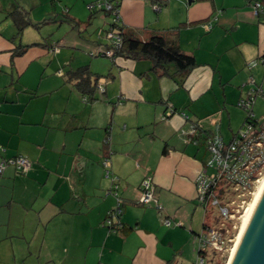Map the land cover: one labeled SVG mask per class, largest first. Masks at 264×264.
<instances>
[{
	"label": "crops",
	"instance_id": "obj_1",
	"mask_svg": "<svg viewBox=\"0 0 264 264\" xmlns=\"http://www.w3.org/2000/svg\"><path fill=\"white\" fill-rule=\"evenodd\" d=\"M98 1L0 0V163L17 155L31 161L28 172L9 165L0 173V264L182 263L196 239L186 225L199 233L195 179L208 155L205 137L216 122L224 139L238 130L244 116L237 124L234 107L249 76L262 70L247 65L264 55V17L254 14L253 0H118L126 31L142 40L167 36L194 55L183 82L147 57L102 58L113 15L92 7ZM16 9L49 26L19 32L10 15ZM96 24L99 36L85 41L92 58L80 55L79 34ZM55 26H67L66 35L55 37ZM85 65L105 88L93 101L69 79ZM106 157L117 180L105 174ZM146 176L161 211L137 203ZM118 198L123 212L115 221L123 228L112 230L106 219Z\"/></svg>",
	"mask_w": 264,
	"mask_h": 264
},
{
	"label": "built area",
	"instance_id": "obj_2",
	"mask_svg": "<svg viewBox=\"0 0 264 264\" xmlns=\"http://www.w3.org/2000/svg\"><path fill=\"white\" fill-rule=\"evenodd\" d=\"M251 3L254 14L258 17H264V0H253ZM92 7L111 12L113 15L112 22L121 25L119 9L111 1H100L93 4ZM207 28L209 29L211 26L207 25ZM108 36L116 46H121V38L117 33L109 32ZM115 52V49L106 48L102 51V54L112 58ZM259 63H264V55L252 60L247 65L251 69ZM247 83L253 85L252 89L239 98L238 105L251 115V119L243 123L242 128L233 135L229 142H225L220 133V124L217 122L215 131L209 132L205 137L209 158L205 162L203 170L196 178L199 191L198 198L207 210V215L213 212V210H217V214L216 225L212 226L208 223L201 233L197 235L199 240V258L197 264H206L205 257H208V252L213 249L224 251L230 249L228 242H232L233 238L228 236L230 234H227L228 230L225 228V221L219 215H226L228 213L231 207L230 203L236 200L232 198L233 194H237L240 198L246 197L248 193L254 194L264 176V118L262 120L259 118L254 120L252 118L255 116L253 112L255 97L258 93L264 95V91L252 74L249 76ZM98 89L102 93L105 91L101 83H98ZM181 114L185 120L189 118L185 112H181ZM199 129V122H194L188 140L197 141ZM9 165L15 166L22 172H28L31 168V161L24 155L4 159L0 163V173ZM102 165L105 168L107 177H111L114 180L118 179L112 173L110 158H104ZM118 201L121 204L120 198H118ZM138 202L143 205H150L152 202H155L156 208L160 211L162 210L155 196L152 176H146L143 179ZM119 204L118 209L110 211L106 219V224L109 227L119 225V222L115 221L123 212ZM163 221L167 226L173 224L169 217ZM200 251L205 252L203 253L204 256L199 254ZM215 252L218 253V251Z\"/></svg>",
	"mask_w": 264,
	"mask_h": 264
},
{
	"label": "trees",
	"instance_id": "obj_3",
	"mask_svg": "<svg viewBox=\"0 0 264 264\" xmlns=\"http://www.w3.org/2000/svg\"><path fill=\"white\" fill-rule=\"evenodd\" d=\"M109 1L114 3L115 7L119 8L118 0ZM105 12L111 14V12ZM10 15L14 18L19 32H22L29 25L40 27L41 24L48 22V20H45L43 23H34L28 13H25L20 9H16L10 13ZM109 32H115L121 38V46L119 47L112 41L108 43L107 48H112L116 51L114 56L111 58L112 60L118 56L131 57L134 59L147 57L152 60L154 70H158L160 68L162 70V74L172 76L179 82H183L189 72L197 65L194 55L188 54L182 50V48L174 40H171L167 36L153 34L148 39L142 40L135 33L126 31L123 25H118L114 22H111L110 28L108 29V33ZM94 75L95 74H93L88 65L78 67L77 69L69 72V79L75 82L83 96L90 101L99 99L96 93L100 77ZM252 118L257 120L258 117L255 115ZM250 119L251 115L246 112L244 122L249 121ZM137 203H139L138 200ZM119 205L122 207V204ZM116 209H118V206L113 209V211ZM203 225V229L208 225L206 219ZM110 228L112 230H119L123 228V224L121 223L118 226L112 225ZM200 233L201 231L197 233V235ZM203 253L205 252H199L201 256H204ZM215 254H217V252H215ZM205 259L206 262L214 261L211 254L208 257H205Z\"/></svg>",
	"mask_w": 264,
	"mask_h": 264
},
{
	"label": "rangeland",
	"instance_id": "obj_4",
	"mask_svg": "<svg viewBox=\"0 0 264 264\" xmlns=\"http://www.w3.org/2000/svg\"><path fill=\"white\" fill-rule=\"evenodd\" d=\"M100 1H104V0H100ZM100 1H98V2H100ZM59 7H60V9L62 11H64V7H62V6H59ZM158 7H160V5H158ZM87 8L89 10V7H87ZM160 13L161 12H159V14ZM84 15H86V11H85V14H83V16ZM108 17L110 18L108 21L112 22L113 21V16H111V17L108 16ZM40 21H42V20H40ZM67 22H68V24H70V26H73V23L71 24L70 21H67ZM43 26H49V23H46V24L44 23V24L41 25V27H36V29H41ZM84 27H85V25H83L81 27L80 26H78V27L76 26L75 28L77 29L78 32H80V31H82V29ZM99 27L100 26H98V24H96L93 27L92 30L89 28L88 30H83L79 34L80 35L79 36V44H82V46H79V49H78V53L79 54L84 51L85 53L88 54V56L90 58H92V55H91V52H90V47L88 45L86 46L87 43L85 41L89 42V40L87 39L89 33L92 34V36H99L98 35L99 29H100ZM101 27L103 28V26H101ZM108 27H110L109 24H108ZM54 29L55 30H54V34L53 35L55 37H58V36L60 37V36L66 35L67 26H64L62 28H59L58 26H55ZM76 29L74 30V32H76V36H77L78 33H77ZM86 33H87V35H86ZM103 36L106 39H108L109 41H112V39L108 36L107 32H104ZM69 54H71V53H69ZM102 58H106L109 61L111 60L110 57H102ZM259 66L262 68L261 72H256L255 71V72H253V74H254L255 79L259 78L258 84L261 86V88L264 91V65L259 63ZM247 79L248 78H246V81H247ZM262 82H263V85L261 84ZM252 86H253L252 84L247 83L244 86L243 95H245L247 92H249L252 89ZM234 108L236 109L237 117H239V118H237L238 119L237 124L239 123V125H240L241 120L239 121V119L240 118L242 119L243 116H244V118L246 117V111H245L244 108L240 107L237 103H236V107H234ZM253 112H254L255 115H257V117L260 120H262L264 118V95L262 93H258L256 95V97H255V101H254V105H253ZM244 118L242 119V123H241L240 127L238 128V130L242 128ZM234 134H231V135L228 134L227 136H225V139H224L225 142H229ZM206 149H207V146H206ZM208 158H209V152H208V155H207V158H206L205 162L208 160ZM263 178H264V176L262 177V179ZM259 185H260V183H259ZM256 192H257V190L255 191V193ZM255 193L254 194L248 193V194H246V197H242V198L237 196V194H233L232 198L233 199L235 198L236 200L233 203H230L231 207L228 210V213L226 215H219L220 218L222 217V220L225 221V224H226L225 228L228 230L227 234H230L228 236L233 238L232 242H228V245H230V249L228 251L216 250V249H213L212 251H209L208 254L209 255L211 254L213 256L214 261L207 262L206 264H228L229 263V260H230L231 255H232V249H233V247L236 244V241H237V238H238L241 226H242L243 217H244V215L246 213V210L248 209V206L250 205V203H252L254 201ZM198 195H199V191H198V187H197L196 179H195V203L197 204L198 208L196 209L195 214L193 216L194 220L191 219L192 214H193V205H190V207H188L189 213L186 212V214L189 216V217H187V220H188V218H189V220H193L194 225H195V229L200 232L203 229V223L205 221V217H206V222L207 223H210L212 226L216 225L217 210H213V212H211V213H209L207 215V210L200 203ZM169 203L171 205L173 203V205L176 207V209L180 210V211L185 210V208L187 206L186 205V206H184L182 208L183 205L179 204L180 202L177 203V202L173 201L172 203L171 202H169ZM150 205H153V207H155V208L157 207L155 202H152ZM150 205H144V206H147V208H151ZM159 205H161V207H163V203L159 202ZM164 212H165V210L163 209V212L161 213L162 216H164L163 220L167 218V216L165 215ZM185 220H186V218H185ZM189 225H190V223H189ZM186 228H188L190 234H193L196 239L192 240L191 242H187V244L185 246V249H184V258L182 259V263H180V264H197V261H198V258H199V256H198V248H199L198 236L196 234H194V233H191V229H189L188 224L186 225ZM215 251H218V253L215 254Z\"/></svg>",
	"mask_w": 264,
	"mask_h": 264
},
{
	"label": "water",
	"instance_id": "obj_5",
	"mask_svg": "<svg viewBox=\"0 0 264 264\" xmlns=\"http://www.w3.org/2000/svg\"><path fill=\"white\" fill-rule=\"evenodd\" d=\"M171 113L174 114L175 110L169 115ZM228 264H264V179L244 220Z\"/></svg>",
	"mask_w": 264,
	"mask_h": 264
},
{
	"label": "bare ground",
	"instance_id": "obj_6",
	"mask_svg": "<svg viewBox=\"0 0 264 264\" xmlns=\"http://www.w3.org/2000/svg\"><path fill=\"white\" fill-rule=\"evenodd\" d=\"M263 179H264V178H263ZM263 179H261V181H260V185H261ZM260 185H259V187H258V189H257V192H258V190H259V188H260ZM257 192L255 193V197H256ZM254 199H255V198H254ZM252 203H253V202H252ZM252 203H250V205L248 206V209L246 210V213H245V215H244V217H243L242 226H241V229H240V232H239V235H238L237 241H238L239 236H240V234H241V230H242V227H243L244 220H245V218H246V216H247V213H248V211H249V209H250ZM237 241H236V244H237ZM236 244H235V246H236ZM235 246H234L233 249H232V253H233V251H234ZM231 256H232V255H231ZM229 261H230V260H229Z\"/></svg>",
	"mask_w": 264,
	"mask_h": 264
}]
</instances>
